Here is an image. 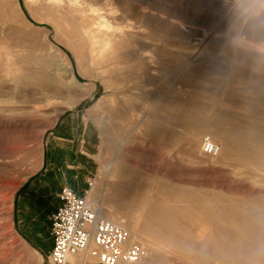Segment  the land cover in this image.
I'll list each match as a JSON object with an SVG mask.
<instances>
[{
    "label": "rangeland",
    "instance_id": "374dc122",
    "mask_svg": "<svg viewBox=\"0 0 264 264\" xmlns=\"http://www.w3.org/2000/svg\"><path fill=\"white\" fill-rule=\"evenodd\" d=\"M109 1L118 24L107 67L59 42L52 24L34 20V3L14 0L25 24L3 20L0 5V264H48L49 252L19 230L13 203L39 171L60 117L72 111L96 127L92 185L83 193L101 197L106 215L147 245L139 264H220L206 242L207 198L231 230L230 206L245 199L264 207V168L225 148L243 136L264 143V109L241 107L264 97V0ZM63 59L76 81L56 70ZM113 66L122 70L118 81ZM223 113L240 117L241 133L222 124ZM205 135L220 144L218 158L201 153ZM150 208L162 216L150 218Z\"/></svg>",
    "mask_w": 264,
    "mask_h": 264
},
{
    "label": "bare ground",
    "instance_id": "6f19581e",
    "mask_svg": "<svg viewBox=\"0 0 264 264\" xmlns=\"http://www.w3.org/2000/svg\"><path fill=\"white\" fill-rule=\"evenodd\" d=\"M26 1L34 3L35 5H33L36 6L40 11L39 15H33L34 20H38V23H43V21H45L46 23L53 25L59 42L73 47L82 54L84 59H88L97 66L107 67L110 65L112 52L114 49L112 44L114 30L116 29L114 27L118 23L113 22L115 14L112 8V3L109 0ZM0 5H2L4 9L1 14L3 20L12 21V19H16V21L19 20L20 23L25 24L14 4V0H0ZM180 37L183 36L180 35ZM50 47L52 49L54 48V51L58 54L60 53L59 51H61L54 45ZM60 56L62 57V55ZM113 69H115L116 72L118 71V73L115 75V81H118V79L122 76V70L119 67L114 66ZM56 70L58 72L70 73L72 78L76 81L73 70L70 66V61L68 59H63L62 63L56 66ZM260 83L264 85V81H261ZM262 101L264 102V97ZM262 101L247 102L244 100V104L241 107L245 109L247 108L251 112L258 113L264 109V103H262ZM219 120H221L222 124L224 123L223 125H230V127L233 129H238V131L245 124L240 119V117L238 118L230 113L221 114ZM248 139L249 138H244V136L243 138H236L235 141H232L235 142V147L229 146L228 143H231V140H229V142H227L228 146L225 148L227 151H229L232 157L239 159L243 163L252 162L255 166L264 168V143L262 144L260 142V144H257L256 142L250 141ZM243 197H246V195ZM251 197L254 198L252 195ZM259 197L261 200V196ZM240 198L238 199L240 200ZM252 199H250V202ZM215 200L216 199L207 198V202L211 204L209 207L211 210H207L205 213V220L212 231L211 237L208 238L206 242L207 245L213 246L215 248V255H213L214 258L220 260V264H233V261H231L229 257L244 256L245 258H249L250 261L248 262H251V264H256L257 261L263 264L260 259L262 258L264 261V207H260L259 205L255 206L254 203L249 204V201H245V199H242L243 202L237 200L238 206H235L236 210L233 209L234 206H230V210H227L225 213V215L233 217L236 223V228L231 230L229 227H224L221 225V215L223 216L224 213L214 208L213 203ZM262 200L264 201V197ZM244 201L248 204H244ZM216 211H218V213H216ZM148 213L152 219H155L158 214H160L159 216H162L161 212L157 213L156 209L152 208L149 209ZM110 215L107 217L110 218ZM230 217L225 218V220L229 219ZM110 219L116 221V218ZM116 222L122 223L126 227L129 226L126 225V223H124L122 220L118 221L117 219ZM160 224L163 223L161 222ZM161 227L165 228L163 225H161ZM130 230L132 236L138 238L137 235L132 232V229ZM167 240L169 241V239ZM258 247L262 248L261 254L259 255H257ZM255 254L259 259H254ZM207 264H211V262H207ZM242 264H247V262L245 263L244 261Z\"/></svg>",
    "mask_w": 264,
    "mask_h": 264
},
{
    "label": "crops",
    "instance_id": "0c3cea01",
    "mask_svg": "<svg viewBox=\"0 0 264 264\" xmlns=\"http://www.w3.org/2000/svg\"><path fill=\"white\" fill-rule=\"evenodd\" d=\"M93 122L86 121L80 111L65 113L54 127L39 171L29 175L17 190L13 216L25 237L50 253L54 240L51 233L52 214L61 205L59 193L68 185L78 194H84L85 183L92 175L95 148ZM42 226H40V224ZM45 238V242H40ZM72 264H99L93 260L84 263L80 256L71 258Z\"/></svg>",
    "mask_w": 264,
    "mask_h": 264
},
{
    "label": "built area",
    "instance_id": "2783aa9c",
    "mask_svg": "<svg viewBox=\"0 0 264 264\" xmlns=\"http://www.w3.org/2000/svg\"><path fill=\"white\" fill-rule=\"evenodd\" d=\"M201 153L218 158L221 146L205 135ZM59 198L61 205L52 214L54 245L48 264H72L74 256H80L83 263L94 260L99 264H139L146 259L147 245L134 239L125 225L107 217L101 197L96 198L91 190L80 195L65 185Z\"/></svg>",
    "mask_w": 264,
    "mask_h": 264
},
{
    "label": "clouds",
    "instance_id": "9594fccd",
    "mask_svg": "<svg viewBox=\"0 0 264 264\" xmlns=\"http://www.w3.org/2000/svg\"><path fill=\"white\" fill-rule=\"evenodd\" d=\"M243 11L245 13H247L249 10L247 8H245V9H243ZM261 251H262V248L261 247H258L257 248V255H259L261 253ZM256 264H259V261H257Z\"/></svg>",
    "mask_w": 264,
    "mask_h": 264
}]
</instances>
